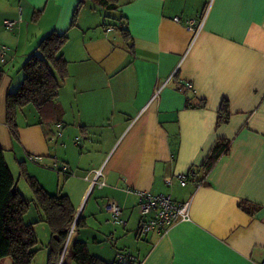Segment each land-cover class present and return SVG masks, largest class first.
Returning a JSON list of instances; mask_svg holds the SVG:
<instances>
[{
  "label": "crops",
  "instance_id": "crops-1",
  "mask_svg": "<svg viewBox=\"0 0 264 264\" xmlns=\"http://www.w3.org/2000/svg\"><path fill=\"white\" fill-rule=\"evenodd\" d=\"M116 1L111 14L89 0H0V46L8 49L0 63V148L10 173L14 167L22 179L23 162L49 194L68 196L85 228L103 214L110 218L107 203L120 205L129 228L110 234L120 248L79 233L71 241L86 242L104 261L121 252L137 264H264V0ZM103 10L128 34L102 20ZM191 19L199 31L187 29ZM6 20L14 21L11 29ZM53 31L68 36L58 120L43 126L35 107L26 106L17 114L16 141L5 123L6 96ZM188 99L205 107L189 108ZM223 100L231 114L217 126ZM218 140L228 142V152L201 176ZM55 162L67 173L54 170ZM100 169L105 185L92 187ZM191 169L201 182L181 186L178 175ZM140 192L188 201V218L138 237ZM35 229L39 250L31 264H46L50 230L42 227L40 240Z\"/></svg>",
  "mask_w": 264,
  "mask_h": 264
},
{
  "label": "trees",
  "instance_id": "trees-1",
  "mask_svg": "<svg viewBox=\"0 0 264 264\" xmlns=\"http://www.w3.org/2000/svg\"><path fill=\"white\" fill-rule=\"evenodd\" d=\"M89 1L105 7L109 12L116 11V0ZM83 5V1L77 4L72 16L71 28L77 25L78 14ZM38 16L39 12H35L31 20L36 21ZM119 30L123 36L128 34L123 28ZM67 42V33L59 34L54 31L49 33L40 40L22 65L24 78L18 88L9 92L5 99V123L14 140H19L17 114L26 106L35 107L39 124L43 126H49L58 120L57 96L61 85L68 77L67 61L62 54ZM3 76L4 71L0 69V82ZM192 101L188 99L189 108L205 107L204 100L198 101L197 104H193ZM230 114L229 103L223 100L217 112V126L226 123ZM228 145L227 141H216L208 158L200 166L201 176H205L219 158L228 152ZM18 168L20 177L31 190L33 201L24 199L17 190L16 181L5 162L4 150L0 148V264L5 259H10L12 264H31L36 256L39 242L34 223H26L24 220L32 202H35L40 212L39 222H45L50 230L46 264H68V261L75 264H137L135 258L129 254L124 255L123 261H119L117 256V260L113 262L104 261L90 254L84 241L76 240L66 246L68 233L76 214L70 199L60 193L49 194L37 179L28 173L23 162H18ZM186 176L188 181L192 178L196 183L201 182L198 179V171L191 169ZM248 212L252 211L248 209ZM86 226L84 218L78 217L75 228L83 229ZM61 256H63L62 261Z\"/></svg>",
  "mask_w": 264,
  "mask_h": 264
},
{
  "label": "built area",
  "instance_id": "built-area-1",
  "mask_svg": "<svg viewBox=\"0 0 264 264\" xmlns=\"http://www.w3.org/2000/svg\"><path fill=\"white\" fill-rule=\"evenodd\" d=\"M175 21H180V17H174ZM6 29H11L13 27L14 21L6 20L3 22ZM195 21L193 19L186 22V27L190 31H199V27L195 26ZM7 47L0 46V63H5L7 60ZM191 85L187 84L186 88H190ZM53 169L59 173H67V166L61 163L55 162L53 164ZM102 177V169L94 172V177L91 180V186H98L99 188L104 186V181L100 180ZM178 182L181 186L187 183V176L185 174L178 175ZM139 202L137 209L139 216L141 217L139 226L137 228L136 235L138 237L145 236L150 231H157L158 233H165L169 227L174 225L179 221L186 220L189 215V205L190 203H176L172 200L170 195L167 194H151L148 192H140ZM105 210L110 215V223L118 225L121 227L126 226V221L123 218V209L120 205L115 202H109L105 206ZM78 215L74 221L76 222ZM69 236L67 238L68 242ZM66 242V243H67ZM119 261H123L125 256L123 254H117Z\"/></svg>",
  "mask_w": 264,
  "mask_h": 264
},
{
  "label": "rangeland",
  "instance_id": "rangeland-1",
  "mask_svg": "<svg viewBox=\"0 0 264 264\" xmlns=\"http://www.w3.org/2000/svg\"><path fill=\"white\" fill-rule=\"evenodd\" d=\"M89 5H92V4L89 2ZM96 8L98 9L99 12L101 11V10H99L100 8H98V7H96ZM104 13H105V11L103 10L101 13L102 20L104 19L108 24L114 25V27L116 28V32H117L119 30L117 28L118 23L114 22V19L111 16L104 17ZM111 14H113V12ZM8 161L10 163L9 158H8ZM10 169H11V172L15 175V176L14 175L13 176L17 179L18 177H17L16 169H14V167L13 168L10 167ZM16 183H17V185H16L17 190L22 195V197L28 201L32 200L33 195L31 193L28 185L24 182V180H22V179L18 180L17 179ZM81 204H82V201H81ZM39 214H40V212L36 208L35 202H32L30 205V208L28 210L27 216H26V222H31V223H34L35 225L37 224L36 226L34 225L35 231H36L35 227L39 226V229H38L39 235L38 236L40 237V240H41V238H44V236H45L44 233L42 232V227H48V226L46 225L45 222L38 223L39 219L41 218ZM75 218H76V214H75L74 219ZM95 220L96 221H91V223H90L92 227L83 228V229L75 228V221L73 220L71 228H70L69 233H68L69 239L65 245L67 246L72 241V238L79 236L78 235V233H79L80 235L82 234L83 238H86L89 242L92 240L93 236H98V238L100 240H102V242L108 243L110 248H112V247H116L117 249L120 248V245L118 243H117V245H115L116 239L115 238L111 239L110 234L114 230H119V229L122 230V227L109 223L108 221L110 220V218L106 214H103L102 216L98 217ZM125 228H129V225ZM98 231H100L99 234H98ZM43 251L44 250H42V253H43ZM64 253H65V251H64ZM62 257L63 256H61V259H60L61 261H62ZM65 263H67V258H65ZM68 264H75V263L72 261L69 263V261H68Z\"/></svg>",
  "mask_w": 264,
  "mask_h": 264
}]
</instances>
